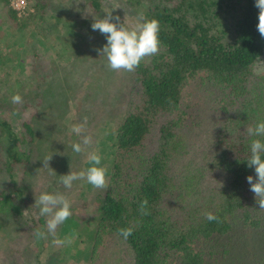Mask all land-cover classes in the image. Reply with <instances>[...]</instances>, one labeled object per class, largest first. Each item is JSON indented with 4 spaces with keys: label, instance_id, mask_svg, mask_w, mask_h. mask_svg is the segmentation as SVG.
<instances>
[{
    "label": "trees",
    "instance_id": "1",
    "mask_svg": "<svg viewBox=\"0 0 264 264\" xmlns=\"http://www.w3.org/2000/svg\"><path fill=\"white\" fill-rule=\"evenodd\" d=\"M42 1L34 0L31 9L21 15L9 7L7 15L16 33L46 18L50 0ZM85 1L95 14L100 1ZM147 1L140 14L158 20L159 52L128 72L129 81L120 87L125 91L117 95L124 99L115 113L119 123L110 131L109 187L94 196L96 214L84 224L78 223L76 214L66 220L76 242L80 237L91 243L86 264H207L219 244L225 247L220 251L222 257L232 255L230 242L216 241L204 247L207 240L231 239L235 234L240 242L243 237L257 244L264 239V209L259 208L247 182L249 175L256 180L255 168L247 161L251 140H264L246 131L264 120V93L259 85L264 71L258 75L259 82L250 80L256 65L264 70V37L257 30L255 0ZM100 35L95 31L90 37L95 41ZM93 45L88 39L81 49L77 44L63 48L62 53L68 55L65 60L70 56L71 62L77 61L69 70L58 65L60 70L51 76L41 73L44 79L32 70L12 83L7 72L0 80V238L5 264L58 260L53 252L45 261L38 256L34 232H47V217L39 215L34 203L41 181H33L43 167L44 146L57 141L49 130L59 128L63 105L71 96L56 90L65 87L62 76L73 75L69 89L76 97L83 82L91 85L78 79L77 67L80 73L88 72L85 78L91 77L93 86L107 73L100 71V50ZM92 46L96 51L91 50L95 58L90 59V67L82 59ZM78 50H86L85 55L78 57ZM14 94L21 95L22 103L12 104ZM84 98L75 105L81 120L88 113L86 104L95 103ZM28 109L30 119H19L17 113ZM75 160H63V168H72ZM42 187L51 193L55 185L46 181ZM144 198L148 215L140 212ZM209 212L219 220L208 221ZM130 226L132 235L124 239L118 230ZM52 239L49 235L40 240ZM232 242L234 247L238 243L235 238ZM244 253L243 259L250 258L248 264H254L256 259Z\"/></svg>",
    "mask_w": 264,
    "mask_h": 264
},
{
    "label": "rangeland",
    "instance_id": "2",
    "mask_svg": "<svg viewBox=\"0 0 264 264\" xmlns=\"http://www.w3.org/2000/svg\"><path fill=\"white\" fill-rule=\"evenodd\" d=\"M28 1L32 7L34 0ZM99 1L98 11L93 14L87 9L89 2L85 0H50L48 7L45 8L47 11L49 10V12L46 11V18L43 21L23 26L21 31L16 33V29H13L10 25V18L7 15L10 7L9 0L7 2L5 0H0V80L6 78L7 72L11 73L9 78L10 81L8 82L12 83L14 78H26L32 70H34L39 77H41V73L43 74V72L51 76L59 69L57 67L58 65H66V69L69 70L70 64H75L77 61L75 59L71 62L70 56L65 60L68 55L65 56V54L62 53L65 50L63 49L64 47L68 48L70 45L77 44L81 49L83 43L85 44L89 39L95 43L93 46L102 50L103 46L107 43L106 36L103 34H101L99 36L100 38H97L95 41L90 37V35L92 36V32H95L91 25L95 18H103L105 15V7L111 8L114 5H118L119 8H115L112 11L113 18L119 16L120 22H124L127 26L137 20L140 12L147 7L148 2L147 0ZM41 3H45V0ZM49 7L50 9H48ZM113 22H116L115 19H113ZM86 45L89 44L87 43ZM93 46L89 48L90 51L87 53V57L82 59L83 65L87 66L89 64L91 67L90 59L95 58L92 51H96ZM87 47L88 46H85V49H88ZM85 53L86 50L79 51L78 57H82ZM97 59L98 65L101 67L100 71L107 73L98 78L94 85L95 89L93 92L90 91L93 86L92 79H88L91 77L85 78L88 73L87 71H82V73L79 72V68L77 67L78 63L76 64L77 72L79 73L78 79H82V81H90L91 85L83 82V85H80V88L82 89L78 92L75 91V94L77 93L76 97H73L74 93H71L69 89L70 78L73 75H61L62 80L65 81L63 82L65 87H60L61 89L57 87L56 90L68 92L71 96L66 97L67 102L63 105L61 120L57 123L59 128H50L49 130V132L53 134V138H56L57 141L48 145L47 148L44 146L46 155L52 153L49 167H42L41 172L34 176V180H36L33 181V183L37 182L38 184L41 181V191L39 193L37 192V194L34 193L36 194L35 197H39L42 192L46 191L42 187L46 181L48 185L52 183L55 185V188L52 189L51 193H63L66 195L71 201V212L72 214H76L79 219L77 220L79 224L88 222V219L96 214L97 208L94 203V196L99 189L94 188L83 180L74 181L70 189L65 188L60 182L59 172H61V175H66L70 171L79 172L86 169L89 167L86 162L87 152L98 150L102 157L101 166L107 169L108 176L113 152L110 131H114L119 123L117 118L118 114L115 115V113L116 111L118 112V104L122 103V100L124 99L122 96L119 97L117 95L118 93L121 94L125 91L123 89L120 91V87L122 84L124 85L125 81H129L130 79L128 72L123 73L119 70L117 71V74H115L113 70L107 66L106 56L100 55V52ZM89 69L91 71V68ZM96 70H98V68ZM263 71L262 65H256L252 70L253 74L250 76V80L258 81V75L263 74ZM71 72H75V68L72 67ZM41 78L44 79L43 77ZM22 85L24 88H27L28 83L23 82ZM259 85L264 93V80L261 81ZM54 95L56 96V93ZM89 95H91L90 99ZM83 97H86L84 99H88L89 102L94 101L95 103L86 104L85 107L88 113L84 114L81 120L79 118L80 115L75 111V105H79V100L83 99ZM101 105L104 107H101ZM107 113L113 114L107 118ZM17 115L19 119H25L28 121L31 117L30 109L21 113L18 112ZM14 116H16V114H14ZM85 118L87 119L84 134L92 137V144L87 146L85 152L76 153L73 149H69V146L75 142H79L80 137L75 138V136H71V134L74 133L71 129L73 125L85 123ZM54 130H56V132ZM53 155L55 157V163L53 162ZM74 157L76 159L74 166L72 168L67 166L66 168H63V160L68 161L70 158ZM69 223L70 222L68 221H64L58 226L56 233L57 238L63 239L64 237L71 236V230L73 228ZM237 236L239 237V235L235 234L231 239L224 236L220 239L215 237L211 240H207L203 244L204 247L208 244L215 243L216 241H222L225 243L230 242L229 245H232V247H229V251L232 250V255L230 253L224 257H222L220 251L225 247L220 244L217 245L216 248L214 247V254L207 264H248L250 258L243 259V252L249 253L252 258L256 259V261L253 262L254 264H257L258 260L264 264V253L262 252L264 248V239H260L257 244V240L252 242L251 239H247V237H243L242 240L244 241L240 242V239H238ZM234 238L235 242H238L235 247L231 244L233 243L232 239ZM35 243L37 247H39L38 256L41 261H45L46 257L52 252L51 255H53V258H58L57 261H52V264H86L91 248V243H88V241L82 242L80 237H78L77 242L72 239L71 244H54L53 239L50 240V242L46 241L45 243L40 239H36ZM252 243H254V245H252ZM3 248L4 242L0 238V264H5V262H2L4 253ZM250 248L251 251H249ZM59 255L60 258L58 257Z\"/></svg>",
    "mask_w": 264,
    "mask_h": 264
},
{
    "label": "clouds",
    "instance_id": "3",
    "mask_svg": "<svg viewBox=\"0 0 264 264\" xmlns=\"http://www.w3.org/2000/svg\"><path fill=\"white\" fill-rule=\"evenodd\" d=\"M255 6L259 9L257 30L261 37H264V0H255ZM119 8L114 5L111 8L105 7L103 18H95L91 27L93 31H99L107 38V43L100 50V55L106 56L107 66L111 70H124L133 72L146 57L156 55L159 52V22L156 19H145L143 13L133 23L125 25L120 22V17L113 18L112 11ZM115 19L116 22H113ZM12 104L22 103V97L14 94L11 97ZM85 123L73 125L71 131L80 137L79 142L72 144V149L76 153L86 151L87 146L92 144V137L85 133ZM247 133L251 137H264V120H260L255 127H248ZM250 157L247 159L248 166L255 168L256 180L253 176L247 177L250 190L255 194L260 209H264V140L254 138L250 143ZM52 153L46 155L43 160V167H49ZM102 157L98 150L87 152L86 162L89 167L79 172L70 171L66 175L60 176V182L65 188H71L74 181L83 180L96 189L106 190L109 187L107 169L101 166ZM53 170V169H52ZM55 173V171H54ZM35 205L39 208V215L47 217V232L36 229L34 235L38 239L47 236L53 237L54 244H71L72 237L67 236L63 239L56 237V229L71 215V201L63 193L42 192L39 197H35ZM140 212L148 215V200L144 198L140 202ZM208 221L219 220L215 214L206 213ZM119 235L127 239L132 235L133 227L121 228Z\"/></svg>",
    "mask_w": 264,
    "mask_h": 264
},
{
    "label": "built area",
    "instance_id": "4",
    "mask_svg": "<svg viewBox=\"0 0 264 264\" xmlns=\"http://www.w3.org/2000/svg\"><path fill=\"white\" fill-rule=\"evenodd\" d=\"M10 7L16 14L21 15L28 12L31 9L28 0H9Z\"/></svg>",
    "mask_w": 264,
    "mask_h": 264
}]
</instances>
